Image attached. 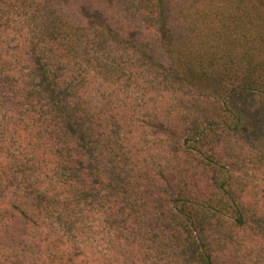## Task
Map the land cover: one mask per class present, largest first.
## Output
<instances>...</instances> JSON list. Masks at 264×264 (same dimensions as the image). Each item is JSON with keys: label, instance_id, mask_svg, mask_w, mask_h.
Here are the masks:
<instances>
[{"label": "trees", "instance_id": "16d2710c", "mask_svg": "<svg viewBox=\"0 0 264 264\" xmlns=\"http://www.w3.org/2000/svg\"><path fill=\"white\" fill-rule=\"evenodd\" d=\"M0 264H264V0H0Z\"/></svg>", "mask_w": 264, "mask_h": 264}]
</instances>
